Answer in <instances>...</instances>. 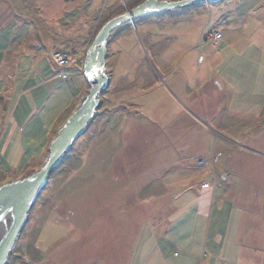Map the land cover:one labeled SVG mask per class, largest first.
Instances as JSON below:
<instances>
[{
	"label": "rangeland",
	"instance_id": "rangeland-1",
	"mask_svg": "<svg viewBox=\"0 0 264 264\" xmlns=\"http://www.w3.org/2000/svg\"><path fill=\"white\" fill-rule=\"evenodd\" d=\"M144 1L0 0V28L13 21L19 30H30L33 41L47 47L39 51L34 46L28 48L25 42L18 46L15 61L6 62L0 72V101L4 97L13 109L25 88L21 87L22 80L34 68L39 53L40 65L52 59L65 79L70 75L63 69L71 64L77 70L76 76L83 74L86 51L101 27ZM263 29L264 0L194 4L115 28L109 37L106 59L109 84L100 96L96 115L52 173L7 264H206L207 259L212 260L211 256L207 258L211 254L207 249L204 252L203 244L216 228L218 214L213 217L211 231L210 218L201 216L194 219L188 239L180 230L172 234L173 256L158 260L156 255L149 256L152 252L148 240L155 245L150 216L128 207L148 208L157 202L175 210L189 208L195 197L189 194V187L205 188L207 185L201 183L214 179L213 168L218 166L215 162L207 166L198 156L208 157L217 144H224L220 133L226 130L241 150L253 149L252 153L229 151L226 158L241 154L245 162L253 157L264 162V110L257 122L254 117L230 118L224 109L231 97L222 92L223 84L230 87L232 83L239 92L233 99L234 107L244 103L247 114L264 107ZM211 31H221L223 46L214 48L208 34ZM8 48L9 39H5L0 43V59L9 53ZM56 52L68 54L64 65L56 61ZM85 88L84 97L90 84ZM83 98L77 100V108ZM63 102L52 97L45 111L54 114ZM4 114L0 106V139ZM214 118H223L226 128L221 122L218 130ZM64 119L61 126L67 121ZM4 144L0 145V186L40 170L49 155L47 148L44 158L27 174L28 163H17V154L13 153L16 148L10 146L5 157L1 155ZM139 171L147 176L138 178ZM123 173L124 179H118ZM155 181L160 190L149 193L155 189ZM239 182L247 185L245 180ZM123 187L124 195L115 196L111 191ZM126 197L135 205H124L129 203H125ZM151 197H156L153 203L148 201ZM243 197L251 198V209L240 208L232 217L226 212L220 214L218 222L230 226L229 238L247 233L251 224L255 233L263 231L264 194L249 192ZM88 199L96 205L87 210L84 200ZM104 206L110 210H104ZM175 210L168 215L161 211L156 217L160 221L155 230L159 235L182 213ZM144 221L147 223L140 233L139 224ZM214 257L213 264H226L219 256Z\"/></svg>",
	"mask_w": 264,
	"mask_h": 264
},
{
	"label": "crops",
	"instance_id": "crops-1",
	"mask_svg": "<svg viewBox=\"0 0 264 264\" xmlns=\"http://www.w3.org/2000/svg\"><path fill=\"white\" fill-rule=\"evenodd\" d=\"M224 1L225 0L210 5H218ZM18 27L19 25H17V23L10 21L5 26L0 28V43H4L5 39H9V53L4 54L0 59V72L1 69L5 66L6 62L7 64H12L13 61H15V53L18 50V46L23 42H25V45H27L28 48L34 46L37 47L39 51L47 49L45 45H42L40 43L38 44L33 41L34 36L30 32V30L26 31V27H23L19 30ZM217 32L219 33L221 31H211L208 34ZM262 32L264 33V29ZM7 34H10L8 36L9 38L7 37ZM223 45L224 42L222 41V38H220L217 42H215L213 46L214 48H217ZM261 45L262 48H264V39L261 41ZM12 50H14V53L12 52ZM10 53H12L13 56H11L9 59H6V57L9 56ZM41 58L42 53H39L37 55V60L35 62L34 68H32L22 80L21 87L24 85L25 88L22 90L21 95H19L13 109L11 110V106L6 104V100L4 97H2L0 101V106L6 111V114H4L3 118L1 119L3 128L1 133L0 145L5 142L3 150H1V155L5 157L10 149V146L16 148V150H13V153L17 154L16 156L14 155L17 158V163H28V168L26 171L27 174L31 172L30 170L35 169L37 164H39V162L44 158L47 152V148L50 147L52 141L54 140L53 137L57 135V132L61 127L63 118L67 120L73 114L78 106L77 100H79L80 102V100L84 97L88 88H85V85L89 84L85 79H82L83 74L79 73L77 74L78 76L75 75V72H77V70L74 71L72 69L73 64L63 69L64 73L70 75L69 79H65L60 74L61 68L57 66L52 59L48 61L47 64L40 65ZM19 63L20 62H18V65ZM230 85V87L226 86V84L222 85L223 94L227 93V95L231 97V101L229 102V104L226 105L225 109L223 108L224 110H226V112H224L226 113V116H229L230 118L235 117V119H238L240 117H254V120L257 122L258 118L262 114V111L264 110V107L261 108L260 106L257 111H253V114H247L245 112L247 106L243 105L244 103L241 104L242 107H234L233 99L238 96L239 92L232 83H230ZM52 97L59 100V102H64L56 113L49 114L45 111V104L49 102ZM65 119L64 121H66ZM213 120L218 123V130L221 129L219 128L221 127V122L224 128H226L223 118H219L217 120L216 118H214ZM233 127H235V125H233ZM226 132L228 133L227 130ZM226 132L224 131V133H220V136L225 139L224 144L220 145L219 147L217 144L212 154L208 157L198 156V158L203 159L204 163H208L207 166H209V164L211 163L214 164V162L217 163L218 166H214L213 168L214 179L201 183L202 185H207L205 188H199L197 186L189 187V194L195 196L194 198H192L193 203L189 208L186 207L183 210L182 208L175 210L170 206H167L166 204L160 206L157 202L153 203L156 200V197H151L150 199H148L149 202L153 203L151 204L152 206H149L148 208L140 207V205H138L137 208L134 207L135 209L128 207V210H137L142 212V214L144 211H146L147 215L150 216L151 220L149 225L152 226V233L155 237V245H152L151 241L148 240L149 247L151 248L150 251L152 252L149 255L150 257L156 255L158 260H160L168 256H173L172 253L174 242L170 237L172 234L177 233V231L180 230L182 233L187 234L188 239V237L190 236L188 230L190 228L192 229L196 223L194 219L201 216L207 217L208 219L210 218L208 226L209 230L211 231L210 227L211 224H213V217H215V214H218L219 218L217 220L216 228L212 229V235L208 234L206 236L205 243L203 244L204 252H207V249L211 254L208 255L207 258L210 259V256L213 257L212 260L207 259L206 264H213V260L215 263L216 257L214 256H219L221 261H226V264H264V228L262 233L258 234L253 231V227L251 224L250 228H247V233L232 234V237L229 238L230 226H228L227 224L223 225L218 222L220 220V214L224 212L228 213V215L232 217L235 211L239 210L240 208H243L245 210L251 209V206L253 205L252 200L251 198H244V194H248L249 192L251 194H258L259 192H262L264 194V189L259 190L255 188V185L264 187L263 160L258 161L255 157H253L245 162L242 159L241 154H235L231 157L226 158L225 154L229 151L235 152V150H238L242 153L253 152V149L244 148V150H241L240 144L236 143V140L234 139L235 137L231 135V132L229 131L230 135H227ZM233 133L235 135H238L236 131H234ZM129 163L130 161H127V164ZM220 163L222 164L219 165ZM15 164L16 163H14V165ZM190 165H192V167H195V164ZM23 167L20 166V168ZM12 169L14 171L16 169V165L12 167ZM261 169H263V174L260 173ZM138 174V178L147 176L146 173L143 174L141 171H139ZM117 178L124 179V173L123 177L118 176ZM15 179L17 180L20 178L16 177ZM147 179L151 180L152 178L148 177ZM239 180L247 181V185L246 183L243 184L239 182ZM211 181H213V183ZM155 182L148 183V185L154 184ZM158 186L159 184L156 182V190L152 189L149 193L159 191L160 189L158 190ZM108 189L111 190L110 188H104V190ZM125 189L126 187H123L120 191H111L115 193V196H118L124 195ZM233 195L234 197L231 198V196ZM125 199V203H129H126L124 205H135L130 202V198L126 197ZM84 201L85 208L87 210L96 205V203L92 202L91 199ZM105 205L108 206L110 204L105 203ZM262 208L264 210V203L262 205ZM104 210H110V208L108 207L107 209L104 206ZM174 210L178 213H182L178 214L176 219L170 222L167 229L162 235H159L155 231L160 226V221L157 220L156 217L161 214V211L167 212L168 215L171 213V211ZM139 218L142 219V216ZM187 219H190V222ZM261 219L262 218H260L259 220ZM146 223V221H144L142 224H139V222H137V224L142 225V227L140 226V233L144 230V226L146 225ZM72 228L74 229L75 226L71 227V229ZM82 236H86V234H83ZM144 242L145 240H143V243ZM147 252L148 251L146 249L143 258L144 261ZM189 254L192 253L189 252ZM81 255L82 254H80V256ZM112 256L113 255H111V257ZM193 261L194 259H192V262ZM203 263H205L204 260ZM197 264L201 263L198 262Z\"/></svg>",
	"mask_w": 264,
	"mask_h": 264
},
{
	"label": "water",
	"instance_id": "water-1",
	"mask_svg": "<svg viewBox=\"0 0 264 264\" xmlns=\"http://www.w3.org/2000/svg\"><path fill=\"white\" fill-rule=\"evenodd\" d=\"M223 0H145L135 8L108 20L99 30L86 51L83 75L90 84L88 94L80 106L60 127L49 147V155L42 168L22 179L0 186V264H7L16 242L23 232L29 214L50 177L56 171L77 140L83 136L94 119L100 96L109 84L106 72L108 42L111 32L126 22L148 15H160L172 9L194 4L218 3Z\"/></svg>",
	"mask_w": 264,
	"mask_h": 264
},
{
	"label": "built area",
	"instance_id": "built-area-1",
	"mask_svg": "<svg viewBox=\"0 0 264 264\" xmlns=\"http://www.w3.org/2000/svg\"><path fill=\"white\" fill-rule=\"evenodd\" d=\"M221 35L222 34L218 33V32L217 33H212V34H209V38L215 43L221 38ZM67 55L68 54L64 53V52H56L54 54L55 59H56V61L58 62L59 65H64L67 62V60H68V58H67L68 56Z\"/></svg>",
	"mask_w": 264,
	"mask_h": 264
},
{
	"label": "trees",
	"instance_id": "trees-1",
	"mask_svg": "<svg viewBox=\"0 0 264 264\" xmlns=\"http://www.w3.org/2000/svg\"><path fill=\"white\" fill-rule=\"evenodd\" d=\"M211 34V33H210Z\"/></svg>",
	"mask_w": 264,
	"mask_h": 264
}]
</instances>
